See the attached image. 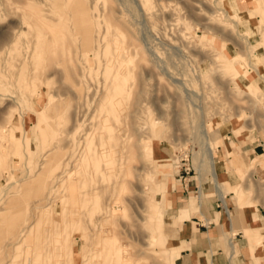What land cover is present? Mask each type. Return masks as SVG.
Here are the masks:
<instances>
[{
	"label": "rangeland",
	"instance_id": "1",
	"mask_svg": "<svg viewBox=\"0 0 264 264\" xmlns=\"http://www.w3.org/2000/svg\"><path fill=\"white\" fill-rule=\"evenodd\" d=\"M239 1L72 0L74 26L53 0H0L21 29L0 41V264H172L181 206L217 226L224 198L264 207V0Z\"/></svg>",
	"mask_w": 264,
	"mask_h": 264
},
{
	"label": "crops",
	"instance_id": "2",
	"mask_svg": "<svg viewBox=\"0 0 264 264\" xmlns=\"http://www.w3.org/2000/svg\"><path fill=\"white\" fill-rule=\"evenodd\" d=\"M260 73L264 77L262 65ZM235 130L238 141L226 140L221 146L223 156L237 162L244 135L240 127H235ZM258 154L263 152L260 153L253 147L250 156L255 155L256 158L250 162L257 163L260 159ZM220 173L216 175L221 181L223 175ZM261 174L264 178V170ZM188 188L183 185L182 193L188 192ZM164 192L169 205L174 204V196L166 189ZM192 197L193 195L191 200ZM195 197L199 198V195L196 194ZM223 207L224 213L217 211V215L221 213L218 216L219 226L209 220L206 211L196 215L187 209V204L172 214L171 223L180 233L177 245L179 248L170 254L172 264H264V207L258 204L254 209L250 205L239 210L235 206H227L225 198ZM231 212H234L233 220L230 218ZM244 230L252 234L245 237ZM227 231L234 237H228Z\"/></svg>",
	"mask_w": 264,
	"mask_h": 264
},
{
	"label": "bare ground",
	"instance_id": "3",
	"mask_svg": "<svg viewBox=\"0 0 264 264\" xmlns=\"http://www.w3.org/2000/svg\"><path fill=\"white\" fill-rule=\"evenodd\" d=\"M17 1H19L20 3H21V5H22V10H21V12L20 13H38V9L35 7V6H33V7H31V6H29V2H28V0H17ZM135 4H138V3H141L140 1L141 0H132ZM181 1V0H180ZM241 1V0H240ZM240 1H239V3H240ZM151 2V1H150ZM241 4H242V2H241ZM53 7H55L54 8V10L52 11V13H67L68 14V16H66V14L65 15H60L61 17H62V19L63 20H65L66 21V18L67 19H69L72 23L71 24H73L74 26H77L78 24H80V22L81 21H79L78 22V15H77V13H81L80 12V10H79V5H76V4H74V3H72V0H53ZM194 6V5H193ZM196 8V7H195ZM252 9V8H251ZM251 9H249V11H250V17H252L251 15H253V10H251ZM189 10V9H188ZM159 11V10H158ZM157 11V12H158ZM223 11H225V10H223ZM104 12V11H103ZM228 12V11H227ZM225 13H226V11H225ZM150 18V17H149ZM159 18V17H158ZM19 22V24H21V28H22V25H24L23 24V21L22 20H19L18 21ZM258 26V25H257ZM253 27V26H252ZM19 33H21V29L19 28H14V26H9V25H6V27L5 28H3V27H1L0 28V41H2V42H9V43H14V40L16 39V37H17V35L19 34ZM82 36H83V34H82ZM59 37V36H58ZM248 40V39H247ZM47 42L49 43L48 45H49V49H50V51L52 50H54V48H55V46H56V40H54V35H51L48 39H47ZM165 42V41H164ZM110 45H112V44H110ZM170 46H171V44H170ZM118 47V46H117ZM47 50V49H46ZM51 51V52H52ZM55 52V51H54ZM0 53H1V51H0ZM2 54V53H1ZM154 55H155V53H154ZM128 56V54H126L125 52H120L119 53V55H118V58H120L121 60H124L126 57ZM3 61V60H2ZM2 61H0V62H2ZM220 61V60H219ZM124 62V61H123ZM155 62H156V60H155ZM157 65V64H156ZM161 68V67H160ZM159 70V69H158ZM1 72V71H0ZM1 74V73H0ZM174 81V80H173ZM5 82H7V81H5ZM80 82H82V81H80ZM178 82L180 83H182V81H179L178 80ZM180 83V84H181ZM5 88V87H4ZM88 92V91H87ZM100 93V92H99ZM101 94V93H100ZM103 94V93H102ZM102 94H101V96H102ZM99 97V96H98ZM96 105V104H95ZM134 110V109H133ZM132 111V110H131ZM42 114V113H41ZM114 136H117V134L116 135H114ZM1 137V136H0ZM114 138H116V137H114ZM97 139V138H96ZM118 139V138H117ZM121 143V142H120ZM110 146H108L107 144L104 146V147H100V148H98V149H94V151H93V153H95L94 155L96 156V158L97 159H99V158H102L104 155H106L107 154V152H108V150H110V148H109ZM118 150V149H117ZM212 151L208 148V147H206V149H205V153H206V155H211L212 153H211ZM98 166H100V163H99V165ZM97 169H99V167L97 168ZM93 170H96V168H93ZM73 171V170H72ZM214 173H213V175L216 177V175H215V171L214 170H212ZM217 182V184H216V191H217V193L220 195V196H222V195H224L223 193H222V190H221V184H218V181H216ZM68 186H69V184H68ZM71 186V185H70ZM75 192V191H74ZM70 193V192H69ZM113 210V209H112ZM113 215V212L111 211V212H109V213H106L105 214V220H108V219H110L111 218V216ZM98 231V230H97ZM100 231V230H99ZM97 233H99V232H97ZM98 236V235H97ZM96 245V244H95ZM81 249V248H80ZM122 249V247H120V250ZM123 250V249H122ZM121 250V251H122ZM81 251V250H80ZM116 251V250H115ZM70 253V252H69ZM76 253H78L77 251H76ZM117 253V252H116ZM115 255H117V254H115ZM127 256V255H126ZM127 257H125V259H126ZM124 259V260H125ZM128 259V258H127ZM86 260H88L87 258L86 259H83V263L82 264H85V263H87L86 262ZM122 260H123V258H122ZM126 261V260H125ZM123 262V261H122ZM25 263V262H24Z\"/></svg>",
	"mask_w": 264,
	"mask_h": 264
},
{
	"label": "built area",
	"instance_id": "4",
	"mask_svg": "<svg viewBox=\"0 0 264 264\" xmlns=\"http://www.w3.org/2000/svg\"><path fill=\"white\" fill-rule=\"evenodd\" d=\"M183 156L184 157H181V159H180L182 161L181 165L183 166L181 171L188 173L190 170L189 166L187 165V161H188V157H189L188 153H185Z\"/></svg>",
	"mask_w": 264,
	"mask_h": 264
}]
</instances>
